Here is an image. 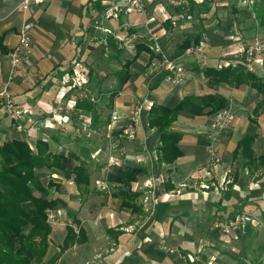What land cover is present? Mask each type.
I'll return each mask as SVG.
<instances>
[{"label": "crops", "instance_id": "0c3cea01", "mask_svg": "<svg viewBox=\"0 0 264 264\" xmlns=\"http://www.w3.org/2000/svg\"><path fill=\"white\" fill-rule=\"evenodd\" d=\"M213 1L210 5L214 6V11H230L237 29L243 31L237 32L243 37L251 36L250 27L239 25L243 19L239 11L248 12L240 6L239 0ZM20 2L0 0V89L8 85L11 93L27 104L28 111L24 122L16 124L0 109V145L12 139H24L35 146L37 140L48 141L49 135L55 134L61 138L60 142H49L52 150L58 153L80 151L84 145L88 147L86 143L73 147L78 144L76 140L79 138L63 135L54 123L53 110L57 107L66 109L68 104H74L77 91L84 90L86 94L83 97L89 98L90 87L87 88V85L76 92L73 89L75 87L71 79L74 73L67 78L62 75L68 70L77 72L80 64L88 69V76L91 69L98 71L97 65L94 66L96 49L89 45L88 38L96 35V38L101 39L105 29L120 34L140 31L149 43L146 40L142 43L141 40L136 43L135 50L139 43L150 47L152 41H158L164 52L192 75L186 86L170 87L163 75L146 78L145 68L142 72L145 80L135 78L132 82V75L125 89L114 98L112 118L115 117L116 121L112 125L114 140H111L113 148L110 147L109 155L113 156V163L107 161L99 164L102 165L99 170L107 172H104L106 184L113 189L107 193L111 198L109 206L89 205L81 197L74 198L70 194L76 192L79 195V191L67 184L61 173L48 175L51 181L60 185L59 189L53 188L47 193L58 201L56 210L61 215L53 225L50 239L61 234L62 245L67 225L73 223L75 229L78 227L74 219L79 221V227L85 230L87 237L85 243L73 246L61 258L76 249L75 252H82L80 259L94 257L91 261L86 260V264H264V167L260 166L257 170L255 166L248 167L247 160L235 155L238 144L245 136H255L253 158L258 160L264 155V112H255L261 96L247 86L209 83L204 75L207 67L215 68L222 62L233 61L227 59L226 45L206 43L210 57L207 67L199 66L193 58L184 57L181 45L185 39L202 34L204 42H207L211 34L205 28L199 31L190 21L178 20L179 27H173L172 21L178 13L159 1H148L145 13L122 17L120 20H107L103 16L109 7L121 0H74L72 4L52 0L41 7H33L26 14L17 12ZM207 5H198L203 10L199 17L206 18L211 12ZM261 9H264V0H256L255 10ZM27 22L34 25L31 32L32 52L13 82L8 83L11 71L8 55L17 45L20 29ZM147 30L151 35H148ZM258 30L254 31L257 33ZM222 35L223 40L228 36L225 33ZM80 52L83 55L82 62L76 63ZM113 54V60L117 62L116 52ZM143 54L147 56L148 63L149 54ZM255 73L264 76V60L257 63ZM147 80L150 81L146 83ZM109 92L101 96L108 97L110 104ZM216 93L229 100V108L235 115L232 125L218 139L220 164L211 167L206 152L207 132L215 115L196 116L189 112H180L178 120L172 125L173 131L183 135L179 143L181 157L170 165L159 164V137L156 130L150 129L147 124L151 106L155 103L172 109L185 97ZM142 103L144 108L141 120L135 126V139L129 140L124 135L128 126L125 127L131 123L134 109ZM62 115L69 117L73 125L79 126L74 118L84 114L74 107L63 111ZM84 116L86 120L89 118ZM90 129L97 132L91 126ZM106 145L108 143L103 145L104 149L108 150ZM124 165L129 166L138 178L133 184L134 191L142 189L140 184L147 180L163 177V183H155L154 188L145 187L138 191L143 193L141 201L146 198L144 193L152 195L153 192L154 196L155 204L144 220L142 215L132 214L131 210L123 208L122 200L113 196L114 189L123 186ZM73 167L74 161L69 160L68 168ZM93 181L92 175V190L88 197L93 194ZM112 202L118 205H111ZM236 214H247L253 221L231 236L220 234L216 223L219 220L228 221ZM97 227L101 229L97 231ZM259 232L261 238L258 237ZM103 253L106 256L101 259Z\"/></svg>", "mask_w": 264, "mask_h": 264}, {"label": "trees", "instance_id": "16d2710c", "mask_svg": "<svg viewBox=\"0 0 264 264\" xmlns=\"http://www.w3.org/2000/svg\"><path fill=\"white\" fill-rule=\"evenodd\" d=\"M255 13L257 27L264 33V9L255 10ZM200 44L206 45L202 34L188 37L181 47L185 50L192 45ZM110 47L114 53L116 52L117 58L126 52L117 49L118 43L113 38L110 39ZM143 53L149 54L150 60L161 58L151 51L149 45H137L133 58L126 59L121 68L115 72L117 85L110 92V108H112L114 98L129 83L132 77L131 68L139 61ZM82 56L80 52L76 63L82 62ZM73 73L74 69L68 70V72H63L62 76L67 78ZM95 73L96 70L91 69L89 76L93 77ZM204 75L212 84L252 88L261 96L255 112H264V76L249 72L242 65L234 67L223 62L218 67L205 68ZM73 89L75 92L78 90L77 87ZM84 94H86L84 90L77 91L73 105L80 109L82 114L89 115L92 122L90 125L97 130L101 124L98 102L91 100V95L88 96L89 98H84ZM229 106V100L218 93L201 97H185L172 109L154 103L149 110L147 124L150 129L156 130L159 137L157 146L159 164L170 165L181 157L179 143L183 135L172 130V125L178 120L180 112H189L196 116H213ZM49 140L59 143L61 138L51 134ZM49 140L39 139L33 146L27 140L12 139L0 145V264H56L66 251L87 240L85 230L80 228L79 221L74 219V223L78 226L77 229L74 228L73 223L67 225L66 236L59 252L45 261L50 250V237L53 232L48 213L56 210L58 206V201L50 198L47 192L53 188L59 189L60 185L51 180L45 185L41 178L45 174L61 173L63 180L74 184L82 198L91 192L93 174L88 162L91 151L87 146H82L79 153L68 151L61 154L52 150ZM254 143L255 136H245L238 144L235 155L237 157L241 155L247 160L248 167L255 166L257 170L260 166L264 167V155L258 160L253 158ZM69 160L76 163L72 169L68 168ZM122 175L123 186L116 187L113 196L121 199L122 207L131 210L132 214H141L143 207L139 200L143 193L133 190V184L138 178L126 165L122 166Z\"/></svg>", "mask_w": 264, "mask_h": 264}, {"label": "built area", "instance_id": "2783aa9c", "mask_svg": "<svg viewBox=\"0 0 264 264\" xmlns=\"http://www.w3.org/2000/svg\"><path fill=\"white\" fill-rule=\"evenodd\" d=\"M52 0H21L17 7V12L21 14H26L32 10L33 7H41ZM63 2H73L74 0H61ZM151 0H121L120 3L114 4L109 7L103 18L107 20H120L122 17H128L133 14H143L146 11V3ZM159 1L161 4L169 6L170 8L176 10L177 17L172 21L173 27L177 26V21H190L193 20V15L191 14L192 2L194 0H153ZM240 6L243 9L249 11L253 18L256 19L255 6L256 0H239ZM127 26V25H126ZM34 28L32 23H24L19 32V40L17 45L10 51L8 58L12 73L19 71L24 61L28 58L33 48V40L31 32ZM130 28V26H127ZM151 35V32L148 31ZM106 34L105 37L101 39L96 38L91 41L98 42L105 48L107 54L110 53V39H115L118 43V50H129L133 49L137 42H140L144 36L139 32H126L118 33L111 30H104ZM150 49L155 54L159 55L161 58L149 59L147 64V69L144 76L150 79L153 76L163 75L164 81L170 87H183L186 86L192 78L191 73L181 65H178L173 61L162 49L161 44L158 41H154ZM235 59L229 61L226 64L244 66L249 72H256L257 63L264 60V37L257 34L250 42H242L238 45L235 53ZM183 56L195 59L199 66L207 67L209 62V56L207 53V48L205 44L192 45L188 49L183 51ZM84 75V74H83ZM74 77H72L73 86L78 89H82L86 85V78L84 76H79L77 72H74ZM69 80V79H68ZM67 83V81H66ZM69 83V82H68ZM0 106L4 114L15 122L22 123L26 118L28 111L27 104L19 101L10 91L8 85L0 89ZM74 108L73 104H68L67 108L57 107L53 110V120L57 125L59 130L65 136L77 137L80 136L81 131L78 125H73L69 117L63 116V111L72 110ZM144 108V103L138 105L136 109L132 112L131 123H128V128L125 131V136L129 140L135 139V126L141 120V113ZM116 119L115 117H113ZM235 115L230 108L222 109L215 114L210 122L209 130L207 132V150L210 154V166L216 167L220 164V159L218 157L217 143L218 139L222 133H224L234 122ZM111 163L113 160L111 158ZM155 183H163V177H157L153 182L148 181L146 187L154 188ZM154 184V185H153ZM98 188L105 192H110V187L107 184L99 183ZM208 188V186H207ZM152 195H147L151 198V202L154 200L153 192ZM147 200V197H146ZM49 221L52 225L58 222L61 215L57 213V210H51L48 213ZM58 219V220H57ZM253 221V219L247 214H236L233 218L228 221L219 220L216 223V229L220 234L224 236H231L237 232L242 231L246 225ZM76 228V227H74ZM194 262V260H191Z\"/></svg>", "mask_w": 264, "mask_h": 264}, {"label": "rangeland", "instance_id": "374dc122", "mask_svg": "<svg viewBox=\"0 0 264 264\" xmlns=\"http://www.w3.org/2000/svg\"><path fill=\"white\" fill-rule=\"evenodd\" d=\"M17 2H18V0H17ZM213 2H214L213 0H194L192 2V10H191V14L193 15V20H190V22H194L193 25L199 31L201 30V28H203V29L205 28L204 30H206L207 33L210 32V34H211L209 37L210 41H207L206 42L207 44L212 43L214 45H218L219 43H224L226 45V49L228 51V53H225L228 56L227 59L228 60L229 59L234 60L235 55H236L235 54L236 49H237L238 45H240V43H242V42H250L253 39V34L256 33L254 30L259 29V28L257 27L256 20L253 18L252 14L249 11L248 12L243 11L242 13L239 11L240 18L241 17L243 18L239 24L240 27H245V28L250 27L249 34L251 36H249V37L244 36L243 37V34H239V32H237V31H241L240 33H243L242 30H238L241 28L237 29V24L235 25L233 18L230 17L231 16L230 11H225L224 9H223V12L214 11V6L210 5ZM237 2H238V0H237ZM237 2H235V3H237ZM70 3L72 4L73 2H70ZM205 3L209 4V5H207V7L211 8V12L209 14H207L206 18H202L199 16L201 14H203V10L200 9L198 7V5L205 4ZM162 4L164 5V3H162ZM204 14H206V13H204ZM231 24H234V26H232ZM239 25H238V27H239ZM176 27H179V25L177 24ZM222 28H225V29H222ZM136 32L141 33L140 31H136ZM224 33L227 34L228 36L226 37V39L223 40L222 34H224ZM258 33L262 34L261 31H259V30L256 33V35ZM95 36L96 35L91 36L88 39H89V45L93 46L96 49V51H95L96 52V57H95L96 60L94 61L95 62L94 66L97 65L98 71L95 73V75H93V77L88 76L87 75L88 69L84 65L80 64L79 66H77L78 67L77 73L79 76H84L86 78V81H87L86 85L88 86L87 88L90 87V89H89L90 91H89L88 95L92 96L91 100H94V101L98 100L99 101L97 103V106H98L99 113L101 115V122H100L101 124H100L99 128H97V130H96L97 132H93L92 129H90V126H91L90 124H92L90 117L86 120L84 115L76 116V118H74V120L76 121V123H79V129L81 131V134L79 137L77 136V138H79V140H76V142L78 144H75L73 147H76V145L80 146L82 143H86V144H88V148L91 151L90 158H89L88 162H89V165L91 166L92 173H93L92 175L94 177L93 194L90 195L89 197L88 196H86V197L82 196L81 199H83V201H85V202H89V205L92 204V205L104 207V206L110 205L111 198L109 197V195L107 193L101 191L98 188L99 183H104V184L107 183L105 181V178H104V176H105L104 172L105 171L102 172L101 170H99V164H105V163H107V161H110L111 158L113 157V156L109 157V155H110V147H111V149L113 148L112 145H110L112 143L111 140H114V138H112L113 137L112 136L113 135V130H112L113 126L112 125L114 124V122L116 120L114 118H112V115H113L112 114V108H110V105L108 103L109 98L106 96H101V94H104V93L106 94L108 91L111 92L115 88V86L117 85V78L115 76V72L121 68L122 64L124 63V61L126 59H132L133 58V56L135 55V49L133 48V49L125 50L126 52L124 53V55L120 56V58H118V61L116 62L115 60H113V57H115V55L113 54V50L111 48H110V53L107 54L105 51V48L98 42V40H96L94 42L91 41L92 39H95ZM105 36H106V34L104 33V37ZM261 36L264 37L263 34ZM144 38L141 39L142 43L145 40L148 42V40L146 38L145 39ZM152 42L154 43V41H152ZM142 43H139L138 45H140ZM30 55H31V53H30ZM30 55L28 57H30ZM146 57L147 56L145 54H143L141 56V58L139 59V61L136 62V64H134L133 67L131 68V73L133 75V79H131L132 82L135 78L136 79L141 78L140 81L145 80L142 77V72L145 68L147 69L148 63H147ZM209 62H210V57H209ZM25 63H26V60L24 61L23 65ZM90 63H91V60L88 62V64H90ZM19 71H16L15 73H12V70L10 71L8 83L13 82L14 78L16 77V75L18 74ZM97 74H99V75L97 76ZM96 77H98V78H96ZM89 78H91L90 82L88 81ZM33 79H35V78H33ZM148 81H150V80H147L146 83H148ZM152 83H153V80H152ZM156 85L157 84H155V86ZM88 121H90V123ZM88 125H89V128H88ZM127 125L125 128H127ZM106 143H108V145H106L108 150L104 149V146H103ZM96 147H98V148L96 149ZM206 148H207V146H206ZM75 151L78 153L79 150H75ZM206 152H207V159L209 161L210 154H209L208 150H206ZM108 163H110V162H108ZM74 164H76V163L74 162ZM144 165H147V164L144 163ZM155 171H157V170H155ZM105 173H107V172H105ZM41 179L44 183H46V185L48 184V182H50V177H48V174H45ZM151 182H153V181H151ZM66 183L69 184L70 186H72V185L74 186V184H72L70 181H67ZM146 183H148V180L146 181ZM146 183L140 184L142 189H145ZM147 188H149V187H147ZM111 189L112 188H110V191H111ZM137 189L138 190H136V191L142 190L139 188H137ZM90 190H92V188H90ZM112 191H113V189H112ZM70 195L74 196V198H77V199L79 197H81L80 194L78 195V194H76V192H74V194L71 193ZM144 196L147 197V200H146V198L145 199L142 198V201H141V199L139 200V203L143 207V212L141 214H139V216L142 215L143 220L149 215L150 208L153 207L155 204L154 200H153V202H151V198H149L147 195H145V193H144ZM113 204L118 205L116 202L111 203V205H113ZM145 205H146V208H144ZM140 221H142V220H140ZM99 229H101V228L97 227V231ZM97 233L101 235L100 232H97ZM258 237L259 238L262 237L260 232L258 234ZM61 239H62L61 234H57V235L53 236V238H51L50 250H49L48 256L46 257L45 261H48L54 254L59 252V248L61 246ZM75 251H77V250L75 249V250L70 251L63 259L61 258L60 261H58L56 264H86L87 261H91L94 259V257L90 259V256H86L83 259H80L79 256L82 252L80 253V252H75ZM104 256H106L105 253H103V256L101 257V259ZM98 260H100V258ZM90 264H93V262H91Z\"/></svg>", "mask_w": 264, "mask_h": 264}]
</instances>
